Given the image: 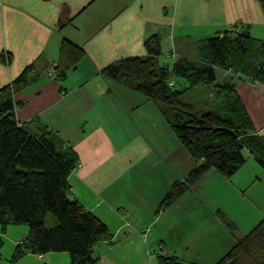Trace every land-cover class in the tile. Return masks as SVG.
<instances>
[{"label":"crops","instance_id":"1","mask_svg":"<svg viewBox=\"0 0 264 264\" xmlns=\"http://www.w3.org/2000/svg\"><path fill=\"white\" fill-rule=\"evenodd\" d=\"M239 24L264 41V16L256 0H0V54L7 51L12 57L9 66L0 62V87L28 64L40 68L54 63L63 38L85 50L62 85L42 68L14 94V101L23 102L15 110L18 121L34 131L42 122L75 150L78 166L68 175L72 194L112 232L111 239L94 245L98 264H160V254L174 255L181 264L215 263L243 233L239 218L230 219L240 231L236 236V229L227 228L216 214L222 209L220 195L205 187L210 179L237 194L227 204L222 199L227 211L239 199L249 204L253 210L241 216L247 225L264 216V170L248 151L229 178L209 171L175 203L156 212L193 162L183 155L185 164L173 165L177 152L183 153L165 119L167 106L100 72L120 58L145 55L143 42L151 34L160 36L158 59L165 51L162 59L170 69L178 58L198 59L206 38ZM216 75L201 90L215 95V84L228 80L256 132L264 135V81L251 83L221 70ZM171 79L176 88L184 87L182 79ZM167 163L180 168V174ZM23 236L14 238L13 245ZM67 255L28 254L16 264H67Z\"/></svg>","mask_w":264,"mask_h":264},{"label":"trees","instance_id":"2","mask_svg":"<svg viewBox=\"0 0 264 264\" xmlns=\"http://www.w3.org/2000/svg\"><path fill=\"white\" fill-rule=\"evenodd\" d=\"M256 1L264 16V0ZM143 46L145 55L120 58L100 72L106 79L121 82L167 106L165 119L193 162L188 174L175 180L162 197L156 212L175 203L209 171L229 178L243 165L244 149L264 170V135L256 132L233 92V84L228 80L215 84L216 91H223L227 97L223 115L197 111L179 98L190 88L215 82L218 70L251 83L264 81V42L254 38L247 26L235 25L206 38L199 47L198 59L178 58L170 69L157 63L161 54L158 34L148 36ZM5 54L2 51L0 62L9 66L12 57L7 51ZM84 55L83 47L63 38L54 63L40 68L28 64L0 87V232H6L10 225H27L26 234L14 245L9 258L15 264L28 254L62 251L69 254L68 264H98L94 245L112 237L106 223L72 194L68 175L78 166L75 150L38 119L35 131L28 123L18 121L15 111L23 102L14 101V94L28 87L42 68L62 85L68 71ZM171 77L181 78L184 87L176 88ZM201 193L203 197L205 192ZM215 212L227 228L236 229L222 211ZM49 213L55 220L46 226ZM124 226L131 229L128 221ZM2 244L0 238V249ZM158 260L160 264H181L174 255L160 254ZM213 264H264V216Z\"/></svg>","mask_w":264,"mask_h":264},{"label":"rangeland","instance_id":"3","mask_svg":"<svg viewBox=\"0 0 264 264\" xmlns=\"http://www.w3.org/2000/svg\"><path fill=\"white\" fill-rule=\"evenodd\" d=\"M256 39L259 42H264L263 39L261 38H257ZM164 56V52L162 51ZM6 55V54H5ZM161 58H157V63L161 64L162 66H167L168 63L167 61H164V59ZM177 81H182L181 78H178ZM181 84L177 83V86H180ZM210 87V89H212V86H208ZM205 86H195L193 88H190L189 90H187L186 92H184L182 95H180V100L185 101L190 103L197 111L203 110V111H213L216 113H219L221 115L224 114L223 111V106L226 103L227 97L224 96L223 91H221L222 89H220L221 92H216L215 91V95L214 92H211V96H209L206 93V90H201L204 89ZM216 88V87H215ZM231 99V98H230ZM132 113H128L127 116L132 119L131 117ZM141 115V114H140ZM182 153L179 151L177 152V157L174 159L173 161V165H178L179 167L182 166L183 164H185L184 160H183V155H186L185 157L188 158V154L185 153L184 148H180ZM247 150L244 149L243 150V154H246ZM171 165L174 172L177 173V175H179L180 173V168H175V166L172 165V163H167L166 167H169ZM162 169V168H161ZM163 172V170H162ZM205 187L211 191V188H214V190L216 191V194H219L220 196H217L216 198L219 199V204L221 205L222 209L220 211H222L223 213L226 212V215L229 219H235L239 218L237 224L239 225V228L242 233L244 234L245 232H247L248 230H250V228L252 227V225H247L248 223L242 221L241 216L244 214V212L247 214H249V211L253 210L249 204L242 202L240 199L238 200V202L234 205H232L231 207H229L231 210L227 211V208L225 207L223 200L226 202L229 199H237L236 196L237 194H234L232 192H230L228 189L229 187L227 185H223L220 182L215 181L214 179H210L207 180V182L205 183ZM206 189V190H207ZM212 202L215 204L217 202H215V200ZM230 214L228 215L227 214ZM170 213V212H169ZM254 213V212H253ZM170 216V215H169ZM165 217L168 216H163V219H165ZM54 216L49 213L46 217V226H51L52 222H53ZM253 224V223H252ZM238 229H236V236H239V232ZM27 232V225L26 224H15V225H10L7 228V231L2 233L0 232V238H2L3 244L2 247L0 249V264H15L13 262H10L9 258L10 255L12 253L13 250V240L14 238H19L21 237V234H26ZM68 259H69V254L67 255ZM61 261V258H59L58 262ZM69 262V261H68ZM30 264H37L35 260H32L30 262ZM61 264V263H60ZM68 264V263H67Z\"/></svg>","mask_w":264,"mask_h":264}]
</instances>
